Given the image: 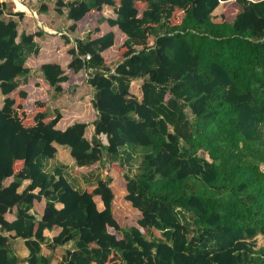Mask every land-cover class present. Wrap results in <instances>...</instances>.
Here are the masks:
<instances>
[{"label":"trees","instance_id":"1","mask_svg":"<svg viewBox=\"0 0 264 264\" xmlns=\"http://www.w3.org/2000/svg\"><path fill=\"white\" fill-rule=\"evenodd\" d=\"M221 3L230 8L214 15ZM104 5L113 7V17L100 16ZM55 6L73 37L62 36L71 45L68 68L87 74L97 119L91 140L85 122L56 128L62 115L52 114L48 101L63 94L69 75L53 62L39 67L48 101L27 107L22 85L33 71L26 62L40 53L35 38L44 32L19 33L24 13L8 12L0 0V264H22L18 239L28 264H51L43 247L52 253L65 247L57 264H264L257 242L264 243V0H56ZM177 10L182 17L171 23ZM88 14L96 25L79 34ZM104 23L126 36L114 67L103 53L115 45V33L101 34ZM135 81L141 99L131 92ZM55 143L69 148L74 166L51 163ZM95 164L122 172L115 184L141 214L136 225L117 221L114 204L122 193L111 176L82 175L83 188L70 172ZM42 200L40 216L34 203ZM55 227L57 236H45Z\"/></svg>","mask_w":264,"mask_h":264},{"label":"rangeland","instance_id":"2","mask_svg":"<svg viewBox=\"0 0 264 264\" xmlns=\"http://www.w3.org/2000/svg\"><path fill=\"white\" fill-rule=\"evenodd\" d=\"M253 1H257V0H253ZM21 2L26 6L27 10L25 11H20L17 10V8L15 10H13L14 12H23L24 14H29V18L26 20V16L24 15L22 18H19V33H28V32H36L38 31V28H42L48 25H52L53 28H51L52 30H62V29H67V20L65 19V16H60L57 14V12L55 11V3L56 0H21ZM45 6L47 8V11L44 13V11L41 9V7ZM142 8V7H140ZM228 8H230V3L228 4H220V6L217 9V15L222 14V11H226ZM10 9V8H9ZM12 10V9H10ZM237 13V10H234L230 17L228 18V20H230L231 17H234L235 14ZM45 14V15H44ZM107 15H111V11L106 13ZM182 12L177 10L175 11L172 19H171V23H178L180 21V18L182 17ZM97 15V14H96ZM18 19V18H17ZM96 20H91L88 25L87 23L83 24L81 26V30L85 29H93L94 26L96 25ZM88 22V21H87ZM57 36L58 35H54ZM59 38V37H58ZM61 39L57 40L60 41ZM62 41V40H61ZM60 41V42H61ZM121 40L117 39V42H115V45L110 48V51H107L106 54V58H107V64L114 67V65L119 62L120 58L122 59L123 57V53L124 50L119 52V48H120V44H121ZM55 44L56 40H54L53 42H51V44ZM121 50V49H120ZM38 56H35L31 58V60H33V62H35L38 58ZM63 60V59H61ZM36 64V63H35ZM38 64V63H37ZM34 71V81L32 84H30V86L27 87V89L30 90L27 91L28 94H30V96L28 97L30 99L29 103L27 104V107H32V105L35 103V101L38 99V96L45 94L46 95V91L45 89H42L41 87V82L38 81V77L37 75L41 74L39 73V66L35 65L32 67ZM39 76V77H40ZM88 76L86 74H82L81 77H77L72 80L71 78V82L69 84L67 83H62L61 86L63 87V91L66 96L62 97L61 100H65V103L60 105L57 100L54 101H48V90H47V96L43 97V100L48 101V107L51 110V113L54 114V112L58 109H62V107L68 111H65V113H67V117L66 120H68V124H70L71 122L74 121L75 117H72L73 114H71V111L73 110V108L76 106L75 101L82 99L83 101L86 102L88 109L91 110L90 105H89V101H91V97L93 95V90L91 89V87L85 82L87 80ZM75 82H79L77 84V87L74 89V83ZM37 84V88L35 90H33L31 92V89L33 88L34 85ZM76 86V85H75ZM41 90V92H40ZM131 92L132 94H134L136 97H138L139 99L142 97V93H141V81H135L131 83ZM62 96V95H61ZM60 97V96H59ZM58 98V97H57ZM56 98V99H57ZM3 97L0 94V109L3 107ZM74 104V105H73ZM58 109H57V108ZM28 110V109H26ZM31 110L29 109L28 112H30ZM74 112V111H73ZM92 112V110H91ZM93 113V112H92ZM83 114V113H82ZM76 117L79 116L78 111L74 114ZM69 116V117H68ZM79 120V119H76ZM86 121L89 122V124H91L92 121V116H90ZM27 124L30 123V120H26L25 121ZM92 127H93V123H92ZM91 131V130H90ZM93 133V129L91 131ZM89 133L87 136L88 138H91L92 133ZM103 141L106 142L105 137H102ZM203 154V153H201ZM207 157V155H206ZM139 162H135L132 166L131 169L133 172H136L139 164ZM95 169H93L90 172H95V173H99V175L101 174V177L103 178H107L108 176L112 177V184L111 186L113 187L114 190L119 191V194L122 193V196H120L115 204H114V214L115 217L117 219V221L120 223L121 226L125 227V226H133L136 225L137 221L140 219L141 214L135 210L131 204L129 202H127L125 200V193H127V191L125 190L124 186L122 185V187L119 189L117 187V185L115 184L117 179H121L122 177V172H119L116 170V168L112 167V165H109L107 169H102L101 166L99 164H95ZM129 165L126 166V170L128 171ZM262 169L264 170V164H262ZM71 174L75 175L78 174L80 176V178L82 177L83 173H76L73 172L72 170L70 171ZM87 172L86 174L90 173ZM133 172H131V174H134ZM85 174V173H84ZM80 180V179H79ZM80 185L81 187H85V184L83 183V181H80ZM96 201H99V199L96 197ZM34 211L36 212V210L34 209ZM145 234L146 231H145ZM154 234L156 236H160V233L158 231H154ZM53 236V235H51ZM49 237V236H48ZM258 242V247H262L264 246L263 240L261 237H259L257 239ZM21 249H24L23 247H19V250L16 251V253L18 254V251H21ZM16 250V248H15ZM43 254L45 256H49L51 257V264H56L60 258L62 257V254L60 251H57L55 253H52L50 250H48L46 247H44L43 249Z\"/></svg>","mask_w":264,"mask_h":264},{"label":"crops","instance_id":"3","mask_svg":"<svg viewBox=\"0 0 264 264\" xmlns=\"http://www.w3.org/2000/svg\"><path fill=\"white\" fill-rule=\"evenodd\" d=\"M217 9H216V11H217ZM109 11H111V15H107L106 14ZM113 11H114L113 10V7L108 6V5H104L103 8H102V11L100 12V16L103 15V16H106V17H113L114 16ZM216 11L214 12V15H217V12ZM223 13H224V11H222V14ZM24 15L27 17L26 18V20H27L29 18V14L26 13ZM92 17H93L92 14H88L82 21H80L78 23L77 30H78V33L79 34H83L84 33V31L86 30V28L83 29V30H81V26L83 24H85V23H87V25H88V22L90 21V19ZM68 24H70L69 21H68ZM51 28H53L52 25H48V26L42 27L40 29L38 28V30H43L44 36H43V38H38V37L35 38V41L38 42L40 44V46H41L40 53L37 55L38 56L37 57L38 59L35 62H33V60H31L32 57H30L27 60V62H26V65L29 68H31L32 71H33V74L29 77L28 81L22 85V89H24L26 91H29L30 92V90L27 89V87L30 86V84L33 83L34 79H36V78H34V71H36V70H33V68H32L35 65H38L40 67L42 64H44V63H50V62L57 63V64L61 65V67L63 68V70L65 71V73L67 75H69V80L67 82H64V83H67V84H69L74 79V77L77 78V77H81L82 74H86V73H80V75H74L72 73V71L68 68V64H69V62L71 60V56L69 54V49L71 48V45H66V43H65L64 39L62 38V36L63 35H68L72 39L73 38L72 35L70 33H68L67 29H62V30H54L53 29L52 30ZM101 31H102L101 34H105V33L109 32V31H113L115 33V42H117V39H120L122 41L120 45H122L125 42V40H126V36L124 34H122L116 27H111L107 23H104L103 25H101ZM29 33H32V32H28V34ZM33 33H35V32H33ZM54 35H58L59 38L57 36H54ZM59 39H61L62 41L61 40H60L61 42L60 41H57ZM54 40H56V43L55 44L54 43L51 44V42H53ZM73 44L74 43H72V45ZM107 51H110V49L106 50L103 53V55L105 57V60H106V63H108L107 62V58H106ZM33 57H35V56H33ZM61 59H63V60H61ZM39 76L40 75H37L38 81L41 82L42 89H45V91H46V95L43 94V95L38 96V98H42V96L43 97H46L47 96V90L49 89V87L45 84V82L43 81V79L41 78V76L40 77ZM71 78H72V80H71ZM74 83H76V84H74V87H73L75 89L77 87V84L79 82H75L74 81ZM37 87H38L37 84L34 85L33 88L31 89V92L33 90H35ZM40 92H41V90H40ZM63 93H64V91H63ZM0 94H1V92H0ZM29 96H30V94H29ZM64 96H66V95L65 94H62V96L58 97L57 99H53L52 101L57 100V102L60 105H62V104L65 103V100H61V98L64 97ZM2 97H3V100H4L5 97L3 95H2ZM92 97H93V95H92ZM92 97H91V100H92ZM85 101H83L82 99L75 101L76 103H74V104H76V106L71 111V114H73L72 117H75V118H74V121L71 122L70 124H68L69 122H68V120H66L67 113H65V111H68V110L64 109L63 107H62V109L61 108L58 109L56 107L60 111V113L62 115V118L57 123L56 128L57 129H60V130H65L67 127H69L70 125H72L75 122H85V123L88 124L87 129H86V137L88 138L87 135L93 129L92 123L97 119V112L94 110L91 101H89L90 108H91V110L93 112L92 113L91 110L88 109V106H87V104H86ZM77 111L79 113V116L76 117L74 114ZM90 116H92L91 124H89V122L86 121ZM76 119H79V120H76ZM92 136H93V133H92ZM92 136H91V138H88V139L91 140L92 139ZM54 146L56 148V154H55V159L52 160L51 163H57V162H59V163L65 164V165H67L69 167L74 166L75 161H74V159L72 158V156L70 154L69 148H65V147L60 146V145H58L56 143L54 144ZM93 169H95V166L84 167V168H76V171L75 172L76 173H81L82 172V173H85L86 174L87 172H90ZM85 174H83V175H85ZM75 178H77L78 179V182L80 183V181H81L80 176L77 175V177H75ZM9 181H11V180H8V183H9ZM29 183H30V181L25 180L24 183H23V185H22V187L20 188V191H22ZM57 207L58 208H62V205L61 204H57ZM44 208H45V201L44 200H42L40 202L38 201V202H35L34 203V209L36 210V212L40 216L43 214ZM98 208L100 210L103 209V205H102V203L100 201H98ZM6 219L8 221L12 222L15 219L14 214L13 213L12 214L11 213L10 214H7L6 215ZM60 231H61V228L55 227L52 231L46 230L45 231V236H47V237L49 236L48 238L49 239H52L53 237L57 236L60 233ZM13 234L14 233H11V235H13ZM51 235H53V236H51ZM19 247H23L24 248V249H21V251H18V254H17L20 257V259L22 260L21 263L22 264H28L24 260L27 258L29 252H28V249L26 248V246L24 244V241L22 239H18L17 241H15L16 251L19 250ZM43 249H44V247H43ZM57 251H60L61 254H62V256H63L64 251H65V247L58 248L56 250V252Z\"/></svg>","mask_w":264,"mask_h":264},{"label":"water","instance_id":"4","mask_svg":"<svg viewBox=\"0 0 264 264\" xmlns=\"http://www.w3.org/2000/svg\"><path fill=\"white\" fill-rule=\"evenodd\" d=\"M5 1H6L7 11L11 12V13L14 12L13 10L16 9V4H15L14 0H5ZM9 8L12 10H10Z\"/></svg>","mask_w":264,"mask_h":264},{"label":"bare ground","instance_id":"5","mask_svg":"<svg viewBox=\"0 0 264 264\" xmlns=\"http://www.w3.org/2000/svg\"><path fill=\"white\" fill-rule=\"evenodd\" d=\"M15 4H16V8L17 10L20 11H25L27 10V8L25 7V5L21 2V0H14Z\"/></svg>","mask_w":264,"mask_h":264}]
</instances>
